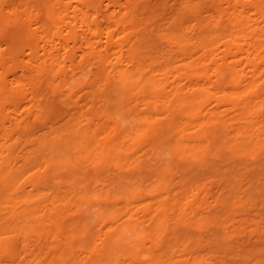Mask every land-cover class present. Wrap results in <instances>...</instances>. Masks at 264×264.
<instances>
[{
	"label": "bare ground",
	"instance_id": "bare-ground-1",
	"mask_svg": "<svg viewBox=\"0 0 264 264\" xmlns=\"http://www.w3.org/2000/svg\"><path fill=\"white\" fill-rule=\"evenodd\" d=\"M111 1L122 17L118 20L116 11L114 24L107 23L104 29L94 19L100 35L106 36L104 47L116 49L108 70L95 76L103 85L97 82L94 90L105 86L106 96L89 104L92 109L87 112L77 110L78 121L50 125L54 131L47 130L49 134L46 128L41 130L46 134L37 147L26 141L23 165L12 162V152L4 155L0 150V255H6L7 264H228L225 255L239 249L244 264H264V0H248L251 5L226 0L227 8L210 14L207 25L195 17L177 29L176 38L168 39L179 53L177 48L160 46V29L136 24L143 4ZM75 2L76 8L93 7L103 14L97 0ZM190 2L180 4L177 11L197 12L199 3ZM62 8L33 18L38 26L33 30L30 21L0 15V39L7 41L8 58L19 66L21 53L28 50L29 64L22 69L37 74L54 59L57 45L63 44L65 61L73 53L70 40L74 44L81 40L80 46L92 49L93 40L85 32L77 38L73 18L72 26H64L70 36L59 35L57 23L69 18L61 17L67 11ZM92 45L96 48L98 43ZM40 49L45 60L38 57ZM73 58L70 65L66 62L79 70L81 63L78 67ZM5 78L0 77V116L10 100L18 103V98L29 95L21 84L9 90ZM33 161L41 168L46 165L44 172L28 180L30 189H38L35 195L29 188L30 194L24 192L28 182L24 177L34 172L25 169L20 175L21 168L24 171V165ZM46 188H51L48 194ZM21 236L27 241L36 237L38 245L51 238L59 244L48 248L53 257L39 250L26 261L21 256L29 253L30 244L20 241ZM21 246L26 254L19 255ZM220 254H225L222 259Z\"/></svg>",
	"mask_w": 264,
	"mask_h": 264
},
{
	"label": "rangeland",
	"instance_id": "rangeland-1",
	"mask_svg": "<svg viewBox=\"0 0 264 264\" xmlns=\"http://www.w3.org/2000/svg\"><path fill=\"white\" fill-rule=\"evenodd\" d=\"M1 1H2V3L0 4V6H2V10H1V7H0V10H1L0 11V15H5L4 18L7 17L9 20H12V21H14V19L15 20L20 19L23 22L24 21L25 22L30 21V25H31L32 30L34 29L33 26L35 27V25H36L35 23L33 24V22H36L35 19L36 18H39V16H44L45 14H48L47 12H53V13H55L54 10L57 7H59V6L63 7L62 9H65L66 8V10H67V11L65 10L66 13L62 11L61 17H63V15H65V14H67V15H65V17H69V18H64V20H60V21H62L60 23V22H58V19L56 20V17H55L56 22H58L57 23V26L59 25V27H60V32L61 33L59 35L60 36L63 35V36H61L62 38L68 37L69 33H68V30H66V29H69L68 26H72L73 25L72 23L75 22L74 23L75 24V28H74V26L72 28L75 31L77 38L81 34L80 31L81 32L83 31L82 33L85 32L86 38L88 37L87 39H91L93 41L95 40L94 41L95 43L93 41H90V42H92L91 43V46L90 45H88V46H90V47L93 46L92 49L89 48L90 50L88 49V47L86 45L84 46V44H82V46H80V44H81L80 41L81 40H79V41L77 40V43L78 44L77 43L74 44L73 42H71V40L69 41V44H70L69 46L73 48V53L71 52L72 53V57L71 58L74 57L72 59L73 62L74 63L75 62L81 63V65L78 63V67L80 65L79 70H78V68H77V70L76 69L73 70L72 67L69 66L71 64L70 63L71 62V60H70L71 58H68L66 60L69 65L67 64V62L65 61V53H64L65 51H64V47H63V44H61V47H59L57 45V47L55 48L56 51H55V56L54 57H53V54H52V57L54 59L50 60L49 58L48 59L46 58L47 60H50V61H48V62L45 61V62H47L46 63L45 70L42 71V72H40V73H37V74H33V73L31 74V72H29L28 68H26V67L24 68V69H27L28 71L22 69L24 66H26V65L29 64L28 61H27L28 60V57H30L29 51L26 50V49L23 50V52L21 53V56L22 57L20 56V61H19V64H21V65L18 66L17 63L15 64L13 61H11V59L8 58V55L7 54H9L8 52L10 50H8L9 47L6 48V46H5V44L8 45L7 44V41L4 38L0 39V46L2 44V46H1L2 48L0 47V52L3 51V53H0V55L3 54L2 56H0V75L2 77H6L7 78V79L5 78V80L8 81V82H6L7 83V88L8 89L9 88H12V90L11 89H9V90H11V91L16 90L18 88V86H21L22 85L21 90L24 87L23 92L25 91V94L26 93L27 94L29 93V95H27L28 97L27 96H23L22 98H18V100H17L18 103L17 102H13V100H10L6 104L5 110L2 112V115L0 116V150L5 151L4 155H7V154H9V153L12 152V155H11L10 159L12 158L11 160H12L13 163H16V165L18 164L19 166H21V165L24 164V161H22V160H24L23 157H25V156L24 155L22 156V154H25L24 152L26 151L23 148V145L24 146L26 145L25 144L26 141L27 142L28 141L30 142V144L28 143V146H30V147L33 146L32 148H34V146L37 147L39 138H41L46 133L49 134L50 131L47 132V130H51V127L52 126H54V125L56 126V124H58L57 126H62L61 123H63L64 121H65V123H63V125L66 124L67 121H69V123H70L72 121V119L76 120L78 118V116H79V113H80V111H77V110H81L82 111V109H83V110H86V112H87L88 110H91L92 109L91 107L93 106V104H96L95 103L96 101L99 102V98L101 99V98H103V97L106 96L103 93L104 91L106 93L105 86H102L100 88V91L101 92L99 90L97 92L94 90L95 85H96V87L98 86V84H101V83L103 85V82L100 80V77L99 76L95 77V76L97 75L96 74L97 71H99V72L102 71L101 69H103L104 72H106L105 70H108L109 60H110V58L114 59L113 57L116 56L115 53H114V51L116 49H112L111 50V49H106L104 47L105 45H103V43L104 44H106V43L102 39L104 38L103 36H105V35H103V34L100 35L101 32L97 29V24L103 23L102 24L103 25L102 28L105 27V26L108 27V24H111V25L114 24L113 23L114 22L113 21L114 19H117L118 18V20H119L120 19V16L122 14H121V12L118 11L117 7L115 8V5L112 3L113 1H111V0H110V2L108 0H97L98 3H96V6L99 7L98 10H101L102 9L101 11H103V14H101L102 12L99 13L100 11L97 12V10H95V8H93V7H91L92 9L90 8L91 10H89V8H84V7H82L83 9H81L80 7L76 8L77 6H73V5H76V3H78V2H75L77 0H72V5H70V6L68 4L69 3L71 4V0H4L5 2L3 0H0V2ZM123 1L125 2L126 0H121V2H123ZM137 1H139L143 5H141L138 8V11L139 12H137V14H136V18H137L136 19L137 20L136 21V24L142 25V24L145 23L147 25L146 27H148L150 29L155 28L156 31H158V29H160L158 31L159 34L161 33L160 34L161 35L160 37H162L160 39V41L163 40V43H164L163 44L162 41H161L160 43L162 45H160V46H163V45L165 46L166 45V47H169V48L171 47L173 49H175L177 47L174 46V43L173 44L171 43L172 40L169 41L168 39L176 38V33L179 32L180 28H183L185 25L191 24V22L193 21V19L195 17H197V18L199 17L198 19L202 21L203 25H207L209 23V19H211L210 18V14H214L213 12L216 11V10H218L219 8H224L225 9L226 5L228 6V4H226V2H227L226 0H191V2H190V0H176V1L175 0H137ZM236 1H239V0H236ZM247 1L248 0H240L239 2H241V3L246 2L247 5H251V3L248 1L250 3L249 4ZM58 2H61V3L59 4ZM188 2H190L189 4H191V3H197V2L199 3V7L197 8V12H196V9L191 10L190 13H189L188 10H185L183 12L182 11L180 12L179 10L177 11V9L180 6V4L186 6ZM20 3H21V5H20ZM178 3H179V5H178ZM54 4L55 5L58 4L59 6L56 7V6H54ZM146 4H148V6ZM77 5L81 6L80 4H77ZM100 5H101V7H100ZM220 5H221V7H220ZM222 5H224V6H222ZM72 6H73L74 9L76 8L75 10L78 9V11H76V13L73 12V11H75V10H73V8H71V10H70V7H72ZM13 7L16 9V11H14L15 9H13ZM108 7H110V8H108ZM145 7H146V9H145ZM18 8H21V9H18ZM104 8L105 9L108 8V10L107 9L105 10ZM31 9H33V11ZM109 9H111V10H109ZM22 10H23V12H22ZM82 10H84V11H82ZM95 11H96L97 14H94ZM107 11H108V13H106ZM116 11H118V12L116 13ZM6 12H7V14H6ZM15 12H16V15H15ZM40 12H42L41 13L42 15L39 14ZM83 12H85V13H83ZM112 12H113L114 15L112 14ZM17 13H18V15H17ZM25 13L27 14V16H25L26 15ZM35 13H37L38 15L35 14ZM109 13L112 16H110ZM115 13L117 14V18H116V14ZM118 13L121 14V15L118 16ZM30 14H31V16H30ZM84 14H85L86 17L84 16ZM104 14H105V17L103 16ZM106 14H108L109 17ZM32 15H34L35 17L32 16ZM56 16H57V14H56ZM75 16H76V18H75ZM26 17H31V20L29 18H26ZM82 17H83V19H82ZM103 17H104V19H103ZM173 17H175V18L177 17L175 21H174V18ZM33 18H35L34 21L32 20ZM71 18H73V19H71ZM96 18L98 19V22H97V19ZM101 18H102V20H101ZM183 18L185 20H183ZM186 18H187V20H186ZM188 18H189V20H188ZM200 18H202V19H200ZM67 19H69V20H67ZM70 19L72 21L73 20L74 21L72 22ZM94 19L96 20V23H97V24H95L96 27L94 26V22H95ZM169 19H171L172 21L169 20ZM82 20H87V21H84V23L88 22L89 24L90 23L91 24L88 25V23L87 24L81 23V25L83 24V28H80L81 25L79 26V24H80V21L82 22ZM154 20H156V21H154ZM77 21L79 23H77ZM142 21H143V23H142ZM144 21L149 22V24L147 22H144ZM183 21L186 22V23H184ZM64 22H66V23H64ZM115 22H116V20H115ZM138 22H140V23H138ZM150 22H152V23H150ZM65 25H68V26L64 27ZM57 26L55 25L54 27H57ZM90 26H93V27H90ZM37 27L38 26L36 25V28ZM10 28H12V29H10ZM36 28H35V30H36ZM9 29L10 30H13L14 27H9L7 30H9ZM61 29H62L63 32L61 31ZM63 29H65V30H63ZM86 29H87V31H86ZM177 29H179V30H177ZM40 30L42 31L43 29H40ZM77 30H78V32H77ZM92 30H95V31L98 30L99 32L98 31L97 32H95V31L92 32ZM182 30H183V32H187V36L193 37V35L191 34L192 32L188 33V31H187L188 29H182ZM41 31L39 32V34L41 33ZM64 34H66V35H64ZM95 34L98 35V36L96 37ZM163 34H164V36H163ZM165 36L167 37V39H166ZM80 37H81V35H80ZM98 37L99 38L102 37V38L99 40ZM87 39H86V42L88 43L89 41ZM105 39L106 38H104V40ZM96 43H98V46L96 45ZM92 44H95L96 45V48ZM40 45L42 46V44H40ZM3 47H4V49L6 48V50H4ZM86 48L88 50H86ZM1 49H3V50H1ZM103 49L111 50V51H106V50H103ZM85 50H86V52H85ZM175 50H176V52L179 53L178 48L175 49ZM40 51L41 52L39 53L38 57L39 58L41 57V58H43L45 60V57H42L43 56V53H42L43 50L40 49ZM87 51H90L91 52V55H89L90 52L88 54ZM105 52L107 54L109 53V56L110 57L107 56V54H105L106 55L105 56L104 55ZM41 53H42V55H41ZM86 54H88L89 56L88 55L86 56ZM84 55H85V57H84ZM178 56H180V55H178ZM2 57L3 58L5 57L7 59H3ZM1 58H2V60H1ZM179 59H181V58H179ZM6 60H7V62H5ZM1 61H3V62H1ZM41 62H44V61H41ZM4 63H5V65H4ZM65 65H66V67H65ZM82 69H83V72H82ZM74 73H76V74H74ZM67 74L69 76H71V77L69 78V76ZM65 75H67V77ZM65 77L67 79H69V80H67L68 82L66 80H64V79H66ZM8 78H9V80H8ZM88 79L90 81H88ZM16 81L19 84H17ZM97 82H98V84H97ZM99 82H101V83H99ZM13 86H16V88H14ZM25 89H27L28 91L25 90ZM89 91H93V92H89ZM101 93H103L104 96ZM97 95H98V98L96 97ZM99 96H102V97H99ZM91 97H93L92 100H91ZM76 99H77V101H76ZM78 99H79V101H78ZM89 99H90V101H89ZM91 101H93V102H91ZM33 103H35V105H38L40 103L41 104L39 105L40 107L39 106L32 107L34 105ZM91 103H92V106L89 107L90 106L89 104H91ZM31 104H33V105H31ZM99 104L100 103H98V105ZM19 105H22L23 107L24 106H26V107H30L31 106L32 108H30V111L26 107L23 110V107L22 106L19 107ZM98 105H96L95 107H97ZM15 106H17L21 111L20 110L18 111L17 107H15ZM15 109L17 110V112H16ZM24 111H26V112H24ZM20 112H22V113H20ZM23 112H24L25 115L23 114ZM76 112H78L77 118H75V114L77 115ZM28 113L30 114V117H29ZM19 114H21V115H19ZM73 114H74V118H71L73 116ZM16 117H17V119H16ZM73 121H72V123H73ZM77 121H78V119H77ZM50 125H51V127H50ZM48 126H49V128H47ZM44 129H45L46 133L45 132L44 133L42 132ZM52 130L54 131V127H53ZM41 133H43V134H41ZM31 143L32 144L34 143L36 145H34V144L32 145ZM3 144H6V146H8V149L10 151L7 150V147H3L2 146ZM18 160H19V162L22 161L21 162L22 164L21 163H17ZM41 160H43V162H44V159H41ZM41 160H40V162H42ZM34 162L35 161L31 162V164H33V165H31V164L27 165L26 164L27 167L24 165V171H23V168H21L22 169L21 171L24 172V173H22V172L20 173V175L22 177H23V175L26 174L25 173V169H26V172H30V173L34 172V174H30L29 176H27L29 173L25 175L24 178H27V181L30 180V179H35L37 176H39L41 174V172H44V170H46V165H45V167H43L44 168V170H43V168H41L42 166L41 167L40 166L38 167V165L36 164V163L39 164V162H36V163H34ZM43 162H42V164L40 163V165H43L44 166V163L45 162L44 163ZM29 167H31V168L34 167V168L31 170V169H29ZM0 170L2 172V169H0ZM27 183H29L30 186ZM212 186L215 187V185H212ZM25 187L26 188H24L25 189L24 192H27L28 194L31 193V192L30 193L28 192L29 190L32 191V192L36 191L33 195L37 194V192H38V189L37 188H36L37 190L35 188L34 189H30V188L33 187L31 185L30 181L26 182ZM28 188H29V190H28ZM210 188H212V187H210ZM46 189L47 190H45V194L46 193L48 194V192L51 191L50 190L51 188H46ZM214 189H216V188H214ZM46 191H48V192H46ZM51 193H53V195H56L55 192H53V191ZM208 200H209V202L211 201V199H208L207 198V201ZM94 210H96V209H94ZM243 214H244V212H242L240 214V216L237 217V219H241V217L243 216ZM249 214H250V217L252 218V217L255 216L256 213H255V211H253V212H251ZM14 238H17V237H14ZM22 238L24 239L25 237L24 236H21V237H19V240L22 241L23 243L30 244L29 245L30 251H29V253H27L28 255L26 253H23V250H22L23 247L22 246H21L22 248L19 247V255L20 254L21 255L22 254H26L25 256L24 255L21 256L26 261H29L28 259H30V257L33 256V253L35 254V252L37 253L39 250H40V252L42 251V253H43V250H44V253L43 254L44 255H48L49 256L48 258H50L51 256L53 257V255H54L53 253L54 252L53 253L52 252L47 253L48 252V248L53 247L54 245L57 246L59 244V240H58V243H57V242H55L57 240H55V241L52 240L51 241L52 238L51 239H48L46 242L44 241V243H41L39 245L36 244L38 242L37 239H36V237L35 238L32 237L34 239L33 242H32L33 239L31 240V237L30 238L27 237V238H29L28 241H27L26 238H25V240H23ZM253 239H254V237H253ZM20 241H19V243H20ZM34 242H35V244H33ZM52 242H53V244H51ZM54 243H56V244H54ZM32 244H33V246H31ZM43 244H44V246H43ZM50 245H52V246H50ZM45 246H47L46 247V250H45ZM235 251H236V253H235ZM239 253H240L239 252V249H235L233 251H230L229 254H227V255L220 254V256H218V258H221L222 259L221 256L222 255H225L226 256V260L228 259L227 260L228 264L229 263L230 264H244V262L242 261V259L239 256ZM228 256H230V258ZM5 260H6V255L1 254L0 255V264H5V263L7 264V261H5ZM8 262H12V261H8ZM133 263L134 262H132V263L129 262V264H133ZM8 264H11V263H8ZM124 264H126V263H124ZM216 264H218V263H216Z\"/></svg>",
	"mask_w": 264,
	"mask_h": 264
},
{
	"label": "clouds",
	"instance_id": "clouds-1",
	"mask_svg": "<svg viewBox=\"0 0 264 264\" xmlns=\"http://www.w3.org/2000/svg\"><path fill=\"white\" fill-rule=\"evenodd\" d=\"M166 158L170 159V153H166Z\"/></svg>",
	"mask_w": 264,
	"mask_h": 264
}]
</instances>
